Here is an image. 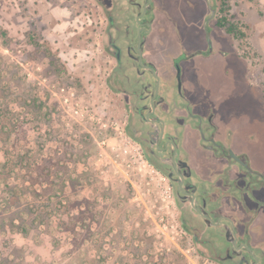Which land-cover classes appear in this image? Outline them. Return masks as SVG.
<instances>
[{
    "label": "rangeland",
    "instance_id": "obj_1",
    "mask_svg": "<svg viewBox=\"0 0 264 264\" xmlns=\"http://www.w3.org/2000/svg\"><path fill=\"white\" fill-rule=\"evenodd\" d=\"M225 1L243 35L223 38L230 59L212 72L245 102V146L262 158L264 0ZM84 3L0 0V264H209L181 238L165 179L123 129Z\"/></svg>",
    "mask_w": 264,
    "mask_h": 264
},
{
    "label": "flooded vegetation",
    "instance_id": "obj_2",
    "mask_svg": "<svg viewBox=\"0 0 264 264\" xmlns=\"http://www.w3.org/2000/svg\"><path fill=\"white\" fill-rule=\"evenodd\" d=\"M84 4L94 6L123 129L165 179L181 238L209 264H264V157L246 149L245 102L217 89L212 72L216 59H230L223 38L242 37L227 31L226 2Z\"/></svg>",
    "mask_w": 264,
    "mask_h": 264
},
{
    "label": "trees",
    "instance_id": "obj_3",
    "mask_svg": "<svg viewBox=\"0 0 264 264\" xmlns=\"http://www.w3.org/2000/svg\"><path fill=\"white\" fill-rule=\"evenodd\" d=\"M223 2H226L225 0H222ZM223 25V23H221ZM227 31L231 33L232 35H239L242 36L243 34L237 31V27L234 23H229V27L227 28Z\"/></svg>",
    "mask_w": 264,
    "mask_h": 264
},
{
    "label": "water",
    "instance_id": "obj_4",
    "mask_svg": "<svg viewBox=\"0 0 264 264\" xmlns=\"http://www.w3.org/2000/svg\"><path fill=\"white\" fill-rule=\"evenodd\" d=\"M231 239L234 241V238L233 237Z\"/></svg>",
    "mask_w": 264,
    "mask_h": 264
}]
</instances>
